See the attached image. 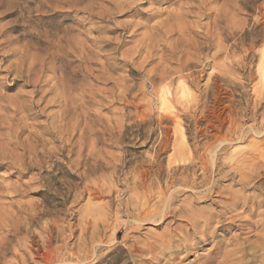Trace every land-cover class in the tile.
Listing matches in <instances>:
<instances>
[{
	"label": "rangeland",
	"instance_id": "obj_1",
	"mask_svg": "<svg viewBox=\"0 0 264 264\" xmlns=\"http://www.w3.org/2000/svg\"><path fill=\"white\" fill-rule=\"evenodd\" d=\"M186 1L0 0V264H264V0Z\"/></svg>",
	"mask_w": 264,
	"mask_h": 264
},
{
	"label": "bare ground",
	"instance_id": "obj_2",
	"mask_svg": "<svg viewBox=\"0 0 264 264\" xmlns=\"http://www.w3.org/2000/svg\"><path fill=\"white\" fill-rule=\"evenodd\" d=\"M150 2H153L154 4H160V3H163V2H165V3H176V4H178V3H180V5H179V7H180V9H183V8H185V7H187V3H182V2H184V1H186V0H149ZM186 2H188V1H186ZM178 9V8H177ZM176 11V10H175ZM181 11V12H180ZM179 12L180 13H177V14H173L174 16H170L169 18H168V20L167 21H169V25H168V27H167V29H166V31L164 32V34L165 35H169V34H171V33H173L174 31L176 32V30H178V32L179 33H182V32H184L183 31V29L181 28V27H183V25H182V23H181V21H183L184 19H185V17H187L186 15H185V13L182 11V10H180ZM187 14V13H186ZM210 16V15H209ZM214 21H212V24H214L213 23ZM166 24V23H165ZM165 24H164V26H165ZM190 28V27H189ZM188 28V29H189ZM155 30V29H154ZM184 30H186V29H184ZM190 30V29H189ZM243 30V29H242ZM159 31V30H158ZM188 31V30H187ZM186 32V31H185ZM188 33H189V31H188ZM192 33V32H191ZM158 34V33H157ZM184 34V33H183ZM190 34V33H189ZM164 35V36H165ZM181 35V34H180ZM185 36H186V34H184ZM183 35V36H184ZM158 36V35H157ZM178 36V35H177ZM186 37H188V36H186ZM160 38V37H159ZM181 38V37H180ZM183 38V37H182ZM208 38V37H207ZM207 40V39H206ZM183 41V40H182ZM150 44H151V42H149ZM148 45V47L149 46H151V45ZM186 45V44H185ZM152 47V46H151ZM211 47V46H210ZM147 49V48H146ZM206 49V48H205ZM207 49H209V48H207ZM195 51V50H194ZM220 53H222V52H220ZM188 81V80H187ZM29 83V82H28ZM166 92V91H165ZM164 94H168L167 92L166 93H164ZM163 94V96H162V104H166L167 102H168V100H167V97L165 96ZM183 95V94H182ZM160 99V98H159ZM165 106V105H164ZM171 108H172V106H171ZM264 262V261H263Z\"/></svg>",
	"mask_w": 264,
	"mask_h": 264
}]
</instances>
